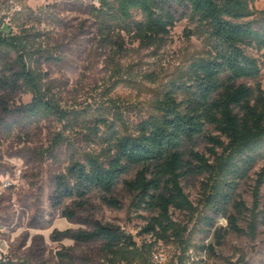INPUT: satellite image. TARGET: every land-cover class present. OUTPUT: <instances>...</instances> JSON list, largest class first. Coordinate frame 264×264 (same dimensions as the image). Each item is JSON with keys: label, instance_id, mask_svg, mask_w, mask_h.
<instances>
[{"label": "rangeland", "instance_id": "1", "mask_svg": "<svg viewBox=\"0 0 264 264\" xmlns=\"http://www.w3.org/2000/svg\"><path fill=\"white\" fill-rule=\"evenodd\" d=\"M93 5L99 2L0 0L1 16H7L5 22L15 32L28 24L40 34L36 47L49 56L40 64L44 88L68 113L63 121L25 117L19 108L31 102L32 94L0 85V264H111L103 241L78 242L64 235L93 230L97 222L132 236L140 253L133 264H264V183L259 181L264 160L245 178L229 179L236 184L227 211L238 230L207 204L214 182L209 172L182 180L194 210L171 209L183 229L180 240H157L145 232L157 213L138 208L124 183L116 192L118 207L103 203L97 191L85 204L61 196L59 178L73 161L91 156L106 160L116 137L136 134L142 122L157 116L174 83L184 81L192 62L210 50L185 10L177 11L176 24L162 41L148 44L134 32L102 29ZM253 6L264 9V0H253ZM17 12L21 14L15 17ZM135 17L141 19V14ZM255 54L261 75L242 82L260 83L264 89V50ZM15 58L14 52L0 58V79ZM210 135L220 132L207 125L189 147L214 164ZM138 170L124 179H133Z\"/></svg>", "mask_w": 264, "mask_h": 264}, {"label": "trees", "instance_id": "2", "mask_svg": "<svg viewBox=\"0 0 264 264\" xmlns=\"http://www.w3.org/2000/svg\"><path fill=\"white\" fill-rule=\"evenodd\" d=\"M97 1L99 6L93 5L92 12L102 29L134 32L148 44L162 41L175 26L177 11L185 10L210 50L192 62L184 81L174 83L157 116L142 122L136 134L116 137L106 160L91 156L85 162L73 161L68 174L59 178L61 196L85 204L97 191L103 203L118 207L116 192L124 183L135 194L138 208L157 213L145 232L157 240H180L183 229L172 219L171 209L194 210L182 180L190 173L209 172L214 182L207 204L238 230L235 216L227 211L236 184L229 179L245 178L264 160V89L260 83L242 82L257 81L262 72L255 53L264 50V9H256L253 0ZM136 13L141 19H136ZM6 18L0 10V58L11 52L16 58L0 85L12 92L26 88L32 94L31 102L19 108L21 115L67 120L68 113L48 98L44 88L40 64L49 56L36 47L40 34L28 29V24L15 32ZM179 93L184 98L179 99ZM106 125L112 127L110 122ZM207 125L220 132L208 136L214 145V164L189 147L204 135ZM135 168H139L135 177L124 179ZM263 175L264 169L260 185ZM64 235L78 242L103 241L111 264H133L140 256L132 236L110 225L97 222L93 230H67Z\"/></svg>", "mask_w": 264, "mask_h": 264}]
</instances>
